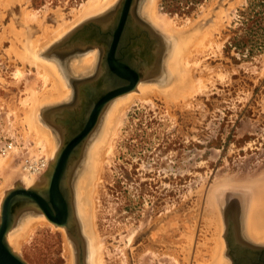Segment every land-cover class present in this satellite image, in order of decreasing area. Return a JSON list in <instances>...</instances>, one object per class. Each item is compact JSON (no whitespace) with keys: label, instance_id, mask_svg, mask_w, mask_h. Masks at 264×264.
I'll list each match as a JSON object with an SVG mask.
<instances>
[{"label":"rangeland","instance_id":"374dc122","mask_svg":"<svg viewBox=\"0 0 264 264\" xmlns=\"http://www.w3.org/2000/svg\"><path fill=\"white\" fill-rule=\"evenodd\" d=\"M116 1L97 15L78 22L66 35L86 20L109 11ZM155 1L157 10L171 18L176 27L198 20L184 32L195 27L202 31L214 23L213 14L202 16V11L210 5L225 9L229 18L220 34L217 33L220 48L214 45L202 53H193L188 59L191 75L203 81L198 92L177 103L167 96L164 97L168 102L154 96L150 103L135 102L126 112L101 167L100 182L94 192L93 215L90 211L86 217V229H90L93 237L96 233V244H99L98 254L95 244L98 264H172L164 256L174 253L181 262L179 248L182 246L190 248L187 264H193L197 243L208 236L205 216L209 193L212 191L210 196L223 224L224 201L220 192L238 190V184L232 186L233 182L264 174V0ZM87 2L0 0V35L10 23L18 25L14 26L17 30L24 25L22 29L24 35L27 34L21 40L28 45L41 29L36 23H23L21 18L25 12L34 11L42 17L43 26L53 27L60 21V14L63 19L72 20V12ZM138 2L142 9L143 0ZM229 3H234V12L228 10ZM66 35L50 44L42 54L64 67L65 78L68 73H83L71 70L70 65L77 56L63 63L60 53L50 52ZM3 36L0 42V161L7 162L8 166H0V188L5 178H9L12 186L17 180L19 183L28 168L26 161L37 159V156L46 159L41 143L36 142L34 133H29L27 125L22 124L30 104L26 108L21 104L28 95L27 87L35 83V90L41 92L43 80L37 78L35 68L28 63L24 65L28 74L20 78L15 76V68H21L22 64L8 53L13 35L6 32ZM13 41L22 49L19 41ZM163 47L161 67L148 76L152 81L146 79L143 83L159 82L163 72L162 88L167 90L174 83L181 84L182 80H178L179 76L167 65L174 58V55L171 58L173 45L164 43ZM66 81L68 83V78ZM70 89L69 86L68 95ZM62 103H50L39 109L52 113L47 121L58 135L60 145L64 142L62 119L52 110ZM106 116L107 111L98 123L97 137L102 134ZM92 135L82 145L83 159L76 166L72 180L75 210L79 203L77 182L84 172L82 165L88 156L85 149ZM93 177L88 174L84 180L86 189ZM19 204H14L13 212ZM187 236H191L190 242ZM65 246L64 235L59 229L43 225L17 254L27 264H68ZM70 250L75 264L73 248ZM201 251L203 257H207V253ZM226 259L230 264V258Z\"/></svg>","mask_w":264,"mask_h":264},{"label":"bare ground","instance_id":"6f19581e","mask_svg":"<svg viewBox=\"0 0 264 264\" xmlns=\"http://www.w3.org/2000/svg\"><path fill=\"white\" fill-rule=\"evenodd\" d=\"M115 1L116 0H88V2L86 4H83L79 10H74L72 12L71 14L72 20H66L65 18L63 19L62 16H60L61 15L60 14L59 15L60 21L58 22L56 26H53V27L43 26V24H41L42 17L39 16L34 11L25 12L22 18L19 16L23 20V23L24 24L36 23L37 25H39L41 29L37 31V32H40L37 35V37L31 40L30 42H28V45L27 43H24L21 40L22 37L23 36L26 37V34H27L26 33L24 35L25 31L24 29H22L24 25L23 27H21V30H17L15 27H17L18 25L15 26L13 25V23H10L3 30L5 31L4 34L8 32L11 37L13 35V39L10 40L11 45H10V49L8 50V53L10 55L13 54L18 59V61H20L22 64L21 68H15L17 69L16 70L17 72H15L16 73L15 76L17 75L16 77H19V78L24 77L27 73V72L25 73L24 65L28 63L31 67L35 68L34 73L37 76V78L43 80L44 88L41 92H37L35 90V83H32L30 87H27L28 95L24 99L21 100V104L25 108L28 107L30 104L29 110L26 113L24 112L25 118L22 116L24 118L22 121V124L27 125L26 128L28 132L29 133L33 132L35 135L36 142L41 143L44 149L43 151L44 155H46V159H43L42 163L46 165V168L48 167L47 169H49V167L53 164L57 156V153L59 152L60 144H59V138L57 137L58 135L57 136L55 135L54 133L55 131L53 130L51 124L47 121V119H49L50 116L52 117L51 115L52 113H46L47 110L46 112H44L39 109L43 107L44 105H47L50 103L63 102L68 97L67 95L69 93V90H68L69 86L66 81L64 71L59 66V64L42 54L44 50L50 44L55 43L59 39H61L71 29H73V27L76 24H78V22H81L83 19H86L87 17L97 15L98 13L108 8ZM143 2H144L142 6L143 16L151 23V25H153L154 28H156L157 30H159L161 33H163L166 36L167 39H165V41L168 46L173 45V48L171 50L172 51L171 53L173 54L171 55V58L173 57V55H174V58H172V60L168 62L167 65H168V68L171 69L172 72L176 73L177 76H179L177 79L182 80L181 84L179 83V85H177L178 84L177 82L178 80H177L175 81L177 83H174L171 87H168L166 88L167 90H165L164 88H162L163 82H164L163 72H162L159 75L161 77L160 80H158L159 82L154 83L156 85L154 84L147 85L139 80L134 90L130 91L129 93H125V94L121 93L120 96H117L116 98H114L115 100L111 102L110 105L106 108L107 116L105 118L104 127L101 132L102 134L98 135V137L96 136V129L98 128L97 127L91 137L90 142H88L87 144V149H85V153L87 152L88 154L87 159H86L87 163L86 161L85 163H83L84 172L82 173L81 176H79V179L77 182V187L79 191L77 194V200L79 201V203H78L77 209L75 210L76 216H74L77 219L75 220V222L77 221V224H78V228L77 226L75 228L78 229L80 233L75 231L74 232L75 236L70 237L66 233L64 227H58V226L53 225L42 214H32V215L23 214L17 220L16 225L12 228V230H10L8 234L6 235L7 243L15 253L18 252L21 246H23L26 242H28L31 235L34 233V231L38 227L47 225L51 229H59L63 233L64 241L66 245L64 249H65L66 254L68 255V264H73L72 262L73 254L71 253V250H70L71 247L73 248V252H74L75 264H76L77 257L80 254L81 250L83 252L84 259H86L85 261L86 264H98L96 263L97 262L96 257L98 255L96 256L95 254L96 233L94 235L95 237H93L90 229H86V219H87L86 217L88 216V213L90 211H91V214L93 215V211L95 208V201H94L95 193L94 192H95L97 184L100 182L101 167H102V164L105 162V159L111 150L112 141L119 131V127L121 126L123 122L126 112L130 108V106L134 105L135 102L143 101V102L150 103L153 100V99L151 100V98H153L154 96L162 97L166 102H168L167 99L169 98V100L171 99L173 100L174 103H177L179 99L184 101L189 96H191L193 93L195 94L196 92H198L200 88L199 85L203 81L200 77L194 78L193 75H191V72H190L191 68H190L188 59L191 57L193 53H202L205 49L207 48L210 49V47L214 45L216 46L217 49L220 48V44L218 43V40L216 37H217V33L220 34L221 29L225 27L226 21L229 18L227 17V11L218 6L216 8H212L213 5H210L205 10L202 11V16L205 17L207 15L213 14L214 23L207 27L204 26L206 28H204L202 31H199L198 28L196 29L195 27L194 29L190 28L189 29L190 31L187 30L188 32L187 31L184 32L183 31L184 29H187L193 26L194 22L196 21L198 22V20L189 21V23H187L183 27H176L174 22L171 20V18H169L167 15L163 13H160L157 10L155 0H143ZM228 10L229 11L234 10V3H231V4L229 3ZM200 19L201 17L199 18V20ZM18 21H21V20L18 19ZM3 35L2 34L0 35V42H1V38L4 37ZM14 39L15 41L20 42V44L22 45V49L17 48L16 46L17 44H15L13 41ZM165 41L162 42L163 46H164ZM58 44L59 42L56 43L54 46ZM95 56H96V52L94 50L87 52V54L80 57L81 59H76L74 62H72V64L70 65L71 70L74 73H81V72H85L91 69V67L94 64V60L96 58ZM143 56L144 58L146 57L145 54ZM175 56L177 58L176 61H175ZM146 65H148L149 67ZM146 65L145 66L147 68H150L152 63L148 62ZM172 80H170V82ZM157 85L161 88H158ZM90 91H92V89ZM164 96H167L168 98L167 97L165 98ZM16 111L18 110L16 109ZM16 119L19 120L18 116ZM55 136L57 137L56 140L58 141V144L56 143ZM90 136L91 135L89 134L88 137ZM39 158L40 157L37 156V159ZM0 166L4 168V167H7L8 164L7 162L2 161L0 163ZM25 171L27 173L24 172L25 173L24 177L20 179L19 183L17 180V184L19 185L20 183L23 184L21 188L25 190L33 188L36 191H42L45 186V183L43 182L44 181L43 177L47 170L46 171L43 170L42 172L41 171L32 172V171H28V168H26ZM66 174L68 175V171L66 172ZM88 174H90V176H92L93 174L94 177L86 189L84 187V184H85L84 180L86 179ZM260 176L261 177L254 178V179H248L245 181L244 180L237 181L235 183L233 182V185L230 184L232 186H236L234 184H238L236 188H239L238 190L235 189L233 191V193H236V195H233L235 197L232 196L230 198L231 201H235L233 202V204L239 207V210H237L236 215L233 209L231 210V214H232L231 221L232 223L234 222L237 223V225L235 228L231 229L228 232L229 233L228 235L231 236L232 240L235 241L236 243L241 244V242H243V239H245L254 245L264 246V174ZM4 185L6 186L4 187ZM15 186L16 184H14L13 186L12 184H9V178L4 179L2 187L0 188L1 190L0 191V215H1L2 201L4 197L6 196L8 191L14 189ZM65 187L68 188V181L65 182ZM84 188L86 189V191ZM210 193L207 199L208 211L205 216V223L208 228L207 230L208 236L204 237L203 242L197 243L195 254L193 255L194 257L193 264H228V259H226L227 256L225 255V252H226L225 251L226 241L224 238L225 231H226L225 225L224 223L222 224L220 221L219 215L215 208L214 199L212 198V195L210 196ZM82 195H83L84 200L81 198ZM241 201H242V204H241ZM71 222L72 223L74 222V218L72 219ZM233 225L234 224H232V226ZM65 239L68 240L69 242L68 241L66 242ZM186 239L188 240V242H190L191 236H189ZM98 249H99V244L97 245V254H98ZM179 250L182 253L181 262L179 261L178 256L174 253L165 255L164 257L168 259L167 261L172 262V264H187L189 261L188 255H189L190 248L182 246L179 248ZM201 250L207 253V257H203V252ZM149 253L150 255L153 254L151 251Z\"/></svg>","mask_w":264,"mask_h":264},{"label":"water","instance_id":"95a60500","mask_svg":"<svg viewBox=\"0 0 264 264\" xmlns=\"http://www.w3.org/2000/svg\"><path fill=\"white\" fill-rule=\"evenodd\" d=\"M138 1L139 0L116 1L114 6L108 12L86 20L50 50L52 53H57V51L64 49V52L70 53L71 50L76 47L81 48L84 51L89 49L93 50L95 48L102 49V53H104L101 59L102 72L107 76L115 75L117 85L126 82L123 86L117 87V89L115 88L116 83L114 85L111 84L107 97L109 100L120 96L121 93L125 94L134 90L139 80L142 82L151 80L148 76H145L142 79L139 78L136 75V71L135 73L132 72L123 62L124 58L127 56L126 53L130 50L131 43L133 44L134 40H137L140 36V31L134 33L135 31L132 29L131 24H141L154 31L159 39L163 41L167 39L163 33L154 28L153 25H151V23L142 15V9L140 12L141 20L134 18L133 12L138 5ZM153 51L157 53L158 48L155 47ZM147 53L150 55L149 52ZM80 57L77 59H81ZM149 62H152V60L150 59ZM145 70L149 75L155 71L152 67ZM108 99L95 106L89 121L79 135L76 137L64 138V142L60 145L59 152L57 153L53 164L44 174L43 182L45 183V186L42 191H36L33 188L25 190L22 189L19 184H16L15 188L8 191L4 197L0 215V264H27L10 248L6 238L8 232L12 230L16 225L17 220L23 214H42L53 225L64 227L66 233L70 237L75 236V231L79 232V230L75 228L76 226L78 228V224L77 221L75 222V220H77L76 217H74L76 216V211L74 209L72 194V180L76 173V166H78L83 159V149H81V147L88 139L90 131L96 126L97 117L100 111H102L108 103ZM67 171L68 175L66 174ZM66 181H68V188L65 187ZM233 195H236V193L229 190H222L220 192V197H222L224 201L222 215L226 229L224 238L226 241L225 255L227 257H229L228 253H232L234 256L236 255L234 249L229 248V244L233 243V240L231 236L228 235V232L237 225L234 220V223L231 221V210L233 209L235 215L237 214V210H239V207L233 204L235 201L230 200ZM15 203L20 204L13 212L12 207ZM73 218L74 222L72 223L71 221ZM232 224L234 225L232 226ZM243 241L246 243L249 242L244 239ZM251 248H253L251 251L254 253L261 251L264 252V247H256V245L252 243ZM85 261L86 259H84L81 250L77 257L76 264H86ZM236 262L239 264L238 261ZM236 262L233 263V259L231 260V263L233 264H236Z\"/></svg>","mask_w":264,"mask_h":264},{"label":"flooded vegetation","instance_id":"af4514ba","mask_svg":"<svg viewBox=\"0 0 264 264\" xmlns=\"http://www.w3.org/2000/svg\"><path fill=\"white\" fill-rule=\"evenodd\" d=\"M139 7H140V4L138 3V5L136 6L137 10L135 9L133 12L134 18H136L137 20L139 19L141 20V14H140L141 9ZM131 27L132 29H134L135 31L134 33L140 31L139 32L140 36L137 38V40L134 38L136 41L134 40V43L133 44L131 43L130 50H128V52L126 53L127 56L124 58L123 62L132 72L135 73L136 71V75L142 79L145 76H149V73H147V71L145 70L147 69L145 65L149 62L150 59L152 60L151 67H153L154 70L157 69V67L159 66V63H161L162 61L161 53L163 52L164 47H163V43L161 39H159L156 36L154 31L148 29L147 27H144L141 24L139 25L137 23H132ZM155 47L158 48L157 53L153 51ZM99 49L100 48H98V50L97 48L94 49L96 51V56H95L96 58L94 60V64L91 67V69L81 74H78V75H71L69 73H68L69 75L67 74L66 78H68V83H69V86L71 87V92L68 95L67 99H65L62 104L58 105V107L56 106V108L52 110V112L57 111L55 112V115L57 114L58 118L62 119L61 125L64 128L63 132H64L65 138H68L69 136H70L69 138L76 137L84 130L87 122L89 121L92 115V112L95 106L99 104L100 102L107 101L108 99L107 97L109 94L108 91L110 89L111 84L114 85L116 83L115 88L117 89V87L123 86L126 83L124 82V83H120L117 85V81H116L117 79L115 78V75L107 76L105 73L102 72L101 59L104 53H102V49L100 50ZM89 51L90 49L87 51H84L81 48L76 47L73 50H71L70 53L64 52V49L62 51H57V53H60V55L62 56L63 63H64V60L68 61V59H71L70 57L72 56L78 55L77 57H80L83 54L84 55L87 54V52ZM147 52H149L150 55H148ZM144 54L146 56L145 58L143 56ZM64 57L66 58L64 59ZM62 69L64 71L63 66H62ZM91 89L92 91H90ZM114 100L115 99L113 98L112 100L110 99L108 103L106 104V106L103 108V110L100 111L97 117L98 119L96 122V126L94 127V129L90 131V135H92V133L95 132V129L98 127V123L102 115L105 113L106 108ZM59 116H62V117H59ZM56 133H57V130H56ZM83 166L84 165H82V167ZM257 246L258 245H256V247ZM260 247H264V246H260ZM229 248L234 249V251L236 250L234 252L236 254L235 256L232 253H228L230 259L231 260L233 259V263L238 261L239 264L240 263L249 264V262L250 264H264L263 251L257 252V253L256 252L254 253L253 251H251L253 250V248H251V242L246 243L245 241H243L240 244V243H236L235 241H233V243L229 244Z\"/></svg>","mask_w":264,"mask_h":264},{"label":"built area","instance_id":"2783aa9c","mask_svg":"<svg viewBox=\"0 0 264 264\" xmlns=\"http://www.w3.org/2000/svg\"><path fill=\"white\" fill-rule=\"evenodd\" d=\"M42 160H43L42 158L39 159L32 158L31 161H26L28 163L27 165L28 171H32V172L43 171L46 165L42 163Z\"/></svg>","mask_w":264,"mask_h":264}]
</instances>
